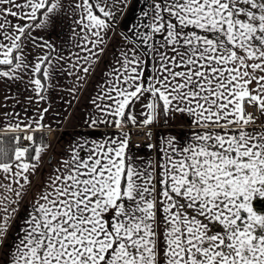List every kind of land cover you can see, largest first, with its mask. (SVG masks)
Masks as SVG:
<instances>
[{"label":"snow or ice","instance_id":"1","mask_svg":"<svg viewBox=\"0 0 264 264\" xmlns=\"http://www.w3.org/2000/svg\"><path fill=\"white\" fill-rule=\"evenodd\" d=\"M130 3L0 0V79L27 76L36 103L46 99L53 59L64 57L50 59L55 46L34 33L57 17L84 33L91 57L81 71L90 75L116 11ZM138 3L118 66L92 100L98 114L85 122L118 134L76 141L32 191L51 147L38 136L53 130L49 109L14 123L3 114L2 264H264V0ZM177 115L187 118L183 142L169 134L146 145L155 160L130 154L132 128L151 137V126Z\"/></svg>","mask_w":264,"mask_h":264},{"label":"crops","instance_id":"2","mask_svg":"<svg viewBox=\"0 0 264 264\" xmlns=\"http://www.w3.org/2000/svg\"><path fill=\"white\" fill-rule=\"evenodd\" d=\"M118 7L123 6L119 5ZM143 7L145 5L138 3V0H131L130 5L123 12L116 11V18L112 21L115 24V29L110 30L105 37V52L99 62L91 67L90 75L81 71L82 68L89 67L85 63L84 57H91L89 51L82 50L85 47V41L81 38L84 33L77 28L76 32L80 33V36H74L72 28L69 27L71 21L67 17L62 19L57 17L55 23L47 30L34 33V35L43 36L45 40L55 46V51L51 52L50 59L59 56L64 57L58 63L56 59H53L54 78L50 82H46L50 83L51 87H48L46 92L41 93L46 99L39 101V104L36 103L37 98L32 91V86L27 85L29 77L25 76L23 81L0 79V126H2L5 112L14 114L12 121L14 123L15 114H19V118L23 119L26 116L36 115L37 108L47 107L49 109L45 114L44 123L51 125L53 129L50 133L45 130L51 147L43 156L41 169L35 176L31 177L33 181L32 191L38 190V186L46 180L52 168L57 166L58 160L67 158L68 149L76 141L83 139L99 140L106 133L118 134L119 130L114 127L105 128L100 125L98 129H93L85 122L90 119L91 115L98 114L92 100L100 92L101 85L108 79L105 73L118 66L116 60L119 58L121 45L125 43L120 33L127 31L129 27L136 24L137 17ZM77 44L80 47H77ZM87 48L91 49L92 45L87 44ZM43 51L48 52V49L45 48ZM92 51H96V49H92ZM78 77H84V79H78ZM29 96L33 97L31 103L28 100ZM136 110L139 111V105L136 106ZM259 123L260 120H257V124ZM128 130V128L125 129V131ZM133 130L134 128L131 129V131ZM150 130L152 135L149 137L151 139L149 143L139 148H133L130 145L129 151L133 157H142L145 158V161L155 160V150L147 148L146 145L158 143L169 134L178 135L183 142L188 133L187 118L177 115L174 120L170 119L167 124L161 119L157 124L151 126ZM26 204L27 199L25 204L21 206L17 224L22 222L21 217L25 215ZM16 234L17 227L13 225L9 233V241ZM2 260L3 257L0 256V264H2Z\"/></svg>","mask_w":264,"mask_h":264},{"label":"built area","instance_id":"3","mask_svg":"<svg viewBox=\"0 0 264 264\" xmlns=\"http://www.w3.org/2000/svg\"><path fill=\"white\" fill-rule=\"evenodd\" d=\"M249 111H252V109H249ZM258 115V114H257ZM147 132V129H143V130H137L134 129L132 131V142H131V147L133 148H139L147 143L150 142V138L146 135H142L141 132Z\"/></svg>","mask_w":264,"mask_h":264},{"label":"trees","instance_id":"4","mask_svg":"<svg viewBox=\"0 0 264 264\" xmlns=\"http://www.w3.org/2000/svg\"><path fill=\"white\" fill-rule=\"evenodd\" d=\"M42 135L44 137L45 143L50 144V141L48 139L47 133L43 132V133H39L38 136Z\"/></svg>","mask_w":264,"mask_h":264}]
</instances>
